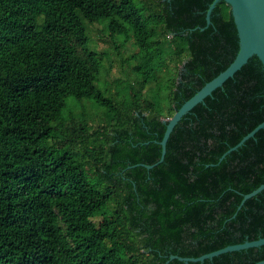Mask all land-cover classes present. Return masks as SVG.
Instances as JSON below:
<instances>
[{
  "label": "trees",
  "instance_id": "1",
  "mask_svg": "<svg viewBox=\"0 0 264 264\" xmlns=\"http://www.w3.org/2000/svg\"><path fill=\"white\" fill-rule=\"evenodd\" d=\"M213 1L0 0V264H185L170 257L264 238V191L241 206L264 184V129L221 160L264 122L257 57L182 119L162 164L132 168L159 162L164 120L239 51L229 5L207 24Z\"/></svg>",
  "mask_w": 264,
  "mask_h": 264
},
{
  "label": "water",
  "instance_id": "2",
  "mask_svg": "<svg viewBox=\"0 0 264 264\" xmlns=\"http://www.w3.org/2000/svg\"><path fill=\"white\" fill-rule=\"evenodd\" d=\"M224 1L227 5L231 7L232 17L236 26L238 38H239V51L231 63V65L221 72L213 80L206 83L193 97L186 101L170 119L164 120L166 124V131L163 140L160 142L162 147V154L159 162L153 165L139 164L132 166V168L137 166L145 167L148 170H152L156 166L162 164L165 160L167 153V144L173 133L174 129L186 117L191 113L198 105L205 102V100L213 95L218 89L224 87L225 83L230 79L234 78L235 75L243 69L244 66L248 64L250 59L257 57L263 67H264V0H214L210 5L207 12V24H211V18L213 11L216 6ZM264 129V122L258 125L251 133H249L240 143L235 147L231 148L221 160H223L228 154L234 152L241 148L249 139L253 138L259 131ZM264 191V184L259 188L254 190L252 193L245 195L242 201V205L247 200L256 197L258 194ZM264 247V238L257 241L246 242L244 244H238L233 246H228L221 250L203 255L198 258H182L179 256H171L170 260H179L182 263H203L206 260H212L216 257L227 253L240 252L248 250L251 248H261ZM257 264H264L261 261Z\"/></svg>",
  "mask_w": 264,
  "mask_h": 264
},
{
  "label": "rangeland",
  "instance_id": "3",
  "mask_svg": "<svg viewBox=\"0 0 264 264\" xmlns=\"http://www.w3.org/2000/svg\"><path fill=\"white\" fill-rule=\"evenodd\" d=\"M91 27H92V37H93L94 42H96L99 47L106 48V46H104V43H102V41L99 40V38H100V36H99L100 32L99 31L101 30L102 27L100 25H96L95 27L90 25V28ZM113 74H115L116 76H120L118 69H115ZM95 113H98V112H95Z\"/></svg>",
  "mask_w": 264,
  "mask_h": 264
}]
</instances>
